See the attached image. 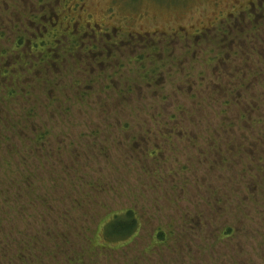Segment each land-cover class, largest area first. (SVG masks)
<instances>
[{
	"label": "rangeland",
	"instance_id": "1",
	"mask_svg": "<svg viewBox=\"0 0 264 264\" xmlns=\"http://www.w3.org/2000/svg\"><path fill=\"white\" fill-rule=\"evenodd\" d=\"M247 1L84 0L97 25L108 22L151 37L140 42H151L152 49L139 47L133 57L153 58V67L167 62L158 70L165 82L156 87L145 81L140 64L130 61L129 48L113 55L110 61L122 67L118 72L108 68L107 82L127 99L104 90V71L80 52L45 76L24 71L19 81L7 79L15 96L10 102L0 94L2 115L21 126L33 122L37 135L52 131L45 134L49 154L17 153L20 136L6 134L9 141L0 136V188L9 190L0 197V234L24 232L31 264H264V98L257 107L261 92L241 89L242 95H235L239 105H224L227 93L216 92L230 91L243 78L253 85L263 80L264 64L254 53L260 43L249 42L245 22H234L227 41L239 47L231 46L233 63L221 70L214 60L216 41L206 40L193 62L183 50L184 38L176 41L184 37L182 29L192 31L197 23L231 25L230 13ZM173 33L174 40L163 43ZM149 64L143 63L146 70ZM76 80L93 85L90 98L76 96L70 84ZM186 83L199 84L202 93L197 87L177 90ZM193 93L199 94L191 101ZM48 95L68 101L53 104ZM9 107L11 113L5 110ZM28 109L33 118L24 120ZM63 137L73 145H59ZM53 162L56 169L46 171ZM129 209L139 218L137 235L127 243H111L113 250L103 249L99 221L104 214ZM226 227L232 235L222 239L217 232ZM157 229L167 237L186 229L191 237L175 246L172 239L164 247H150Z\"/></svg>",
	"mask_w": 264,
	"mask_h": 264
},
{
	"label": "flooded vegetation",
	"instance_id": "2",
	"mask_svg": "<svg viewBox=\"0 0 264 264\" xmlns=\"http://www.w3.org/2000/svg\"><path fill=\"white\" fill-rule=\"evenodd\" d=\"M83 1L84 0H16L11 1L10 4H8L6 0L5 2H0V10L3 12L2 14H4V16L0 15V94H2L3 100L8 101L7 99H10L11 102V99L15 96V88L12 87L10 81H7V79L19 81L24 71L27 74L34 73L35 75L45 76L47 72L60 70L64 65V61L67 62L69 57L79 52L80 55H84V58H86L91 66H93V64L100 65L99 69L104 71V73L97 72L98 75L99 73L100 75H104V90L106 88L119 95V93H117L118 90H114L108 85L107 79L109 81L112 74L107 71L108 68H111L112 70L114 69L115 72H118L119 68L122 67V63L120 61L111 62L110 59L114 58L113 55L115 56L117 52L119 53L126 48L130 49L128 54L132 57L127 56L130 61L137 64L139 63V69L143 68L147 73L145 81H148V84L151 83L156 87L162 85L164 79L160 78L161 73L158 70L166 66L167 62L161 61L159 66L153 67V58L146 59L143 57L144 55L142 53L134 57L131 55V53L136 51L139 47H141L142 50H151V42L145 43L144 45L140 42V40H151V37L148 38V36L143 35L144 33L140 34L137 32L133 34L132 32H127L126 28L123 29L119 26L110 27L108 22H102L97 25L93 19L94 15L91 11H88V7ZM235 12L238 13L237 16ZM230 14L233 17V23H239L240 21L246 23V30L251 32L250 43L251 41L260 43V47L257 48L254 53L262 58V64H264V0H249L239 5L237 11L233 10ZM239 14L240 17H238ZM106 17L107 18H104L105 20L111 19L109 15ZM216 23L213 24V26L216 25ZM233 23L220 27L214 26L215 30L213 26L211 28H204L201 25L202 23H197L199 24L197 25L198 27H194L192 31L182 29L184 37H182V39H176V41H182L184 38L182 46L184 47L183 50L186 52V55H190V62L195 61V58H197V56H195L196 51H201L200 46L204 44L206 40L212 39L216 41V44L218 43V50L213 53L216 55L214 60L217 62L216 67L222 70V67L225 68L229 62L233 63L232 60H229V54L231 55L235 52L231 51L233 50L231 46L232 48H234L235 45L238 46L234 43V40L229 39L227 41L228 36H231L233 33L232 31L235 27V23ZM91 26L98 27V29ZM212 30H214L213 35L209 34ZM182 34L179 33V35ZM172 35L174 36H172L173 38H171L170 41L164 40L163 43L169 45L176 36L175 33ZM122 36H126L127 38H123ZM7 56L8 59L5 61ZM98 58L102 59V61H97ZM146 60L150 62L148 70H146L143 65ZM106 63H108V65ZM256 74H258L260 78L263 76V73L259 71L253 73V75ZM189 75L190 74H186L185 77ZM57 78L58 76L55 77V80H57ZM43 79L47 84V80L44 77ZM27 83L29 89L32 88V86L29 85L31 81ZM70 84L72 88L76 87L73 90L79 98H90L92 96V84L80 86L77 80ZM252 86L253 89L251 90L250 88ZM194 88L199 92L203 91L199 84L195 86L190 83L178 87L177 90L181 91V93H185L192 92L191 89ZM241 89L246 93L253 90L261 92L255 98L259 99L256 100L258 107L259 104L263 102L260 98H264V76L263 80L256 82L255 85L248 83V80L243 78L240 83L230 86V91H224L225 89L220 88L216 92L227 93L226 99H222L224 105L231 103L233 105H239L237 100H235V95H242ZM123 91H127V88ZM198 94L199 93H193V95H191L192 98H190L189 94L188 97L192 101L198 98ZM119 97L120 100L127 99L124 95H119ZM47 99L53 104H65V102L68 101L64 99L63 102H61L59 98L50 97L49 95ZM11 109L10 107L5 108L8 113H11ZM2 113L3 110H0V136H5L4 141L10 140L6 138V134H17L20 136L18 137V142L21 147L16 150L17 153H36L39 150L42 152L45 150L44 153H50L52 146L48 147V144H46L38 148L35 144L29 142L28 138L34 140L37 135L33 127V122H27V124L21 126V121H13L12 116L7 117L2 115ZM68 113V110L65 109V114ZM243 115L244 113L242 117ZM30 118H33L32 109L26 110L24 114V120ZM28 129L31 130V132ZM209 137H211V135H209ZM22 140L26 141L28 145L23 146L21 144ZM56 165L57 164L53 162L46 171L56 169ZM63 168L65 169L66 165L63 166L62 169ZM53 183L56 184V182ZM27 185L30 186V184ZM20 191L21 190L15 192L16 197L21 194ZM7 194L9 195L8 187L6 189L0 188V197L4 198L3 196ZM22 235L26 236L24 232L0 234V264H31L29 261L31 248L28 244H23L22 240L25 239ZM61 235L64 238L63 242L66 243V233L62 232ZM104 243L102 248H109L108 243ZM10 252L12 253L10 254ZM35 258L37 260L40 259V257Z\"/></svg>",
	"mask_w": 264,
	"mask_h": 264
},
{
	"label": "trees",
	"instance_id": "3",
	"mask_svg": "<svg viewBox=\"0 0 264 264\" xmlns=\"http://www.w3.org/2000/svg\"><path fill=\"white\" fill-rule=\"evenodd\" d=\"M29 117V116H28ZM31 126V125H29ZM33 127L35 129V132H37L39 129H37V125L33 124ZM124 130H127V128H124ZM31 132V130H29ZM47 131L46 133H48V135L50 134V132L52 131ZM45 132H43V134H46ZM33 136V135H32ZM84 138V136H83ZM47 139V135H41L39 136L36 135L35 139L32 140L30 138H28L29 142L31 144H35L36 147H42L45 146L46 144H48V142L46 141ZM48 140V139H47ZM65 140H67V142H65ZM8 141V140H6ZM47 143H46V142ZM70 141H68V139L63 137L62 143H59V145H66L69 144ZM74 142L70 143V147L73 145ZM9 145H11L10 143H8ZM8 145V147H9ZM14 149V147L12 148ZM156 150H154L153 152H155ZM6 196V195H5ZM5 196H3L5 198ZM78 203H80V201H77ZM100 220V219H99ZM100 226L97 229L99 232V237L102 236V239L104 242L108 243L109 247L111 245V243H127L130 242L134 239L135 235H137L138 233V229H139V218L135 212V210L133 209H129V210H121L120 212H110L108 214H104V217L102 219V221H99ZM99 225V224H98ZM2 226L0 225V233H2ZM183 232V233H182ZM189 230L186 231V229H184L183 231H181L178 235H168V237L166 236L167 232L157 229L156 232L152 233V236L150 238V247H157V246H161L164 247L166 246V242L168 240H174L175 243L173 244V246H175L176 244H178V242H180V240H183L182 238L184 236L187 235V237H191L190 234H188ZM217 233H219V237H221L222 239L228 238L232 235V232L230 230L229 227L224 228V230L221 232V230H219ZM170 238V239H169ZM190 242V241H187ZM103 249H107V251L113 250L108 248V247H104Z\"/></svg>",
	"mask_w": 264,
	"mask_h": 264
}]
</instances>
